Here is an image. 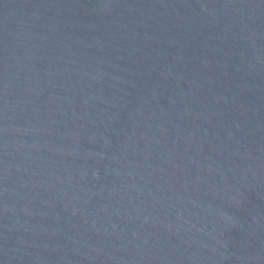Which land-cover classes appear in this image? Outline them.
I'll list each match as a JSON object with an SVG mask.
<instances>
[{
  "label": "water",
  "instance_id": "water-1",
  "mask_svg": "<svg viewBox=\"0 0 264 264\" xmlns=\"http://www.w3.org/2000/svg\"><path fill=\"white\" fill-rule=\"evenodd\" d=\"M0 264H264V0H0Z\"/></svg>",
  "mask_w": 264,
  "mask_h": 264
}]
</instances>
